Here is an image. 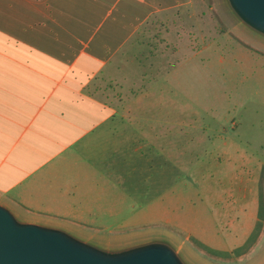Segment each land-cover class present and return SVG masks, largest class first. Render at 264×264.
I'll list each match as a JSON object with an SVG mask.
<instances>
[{"label": "rangeland", "instance_id": "obj_1", "mask_svg": "<svg viewBox=\"0 0 264 264\" xmlns=\"http://www.w3.org/2000/svg\"><path fill=\"white\" fill-rule=\"evenodd\" d=\"M125 57L134 80L99 87L130 122L125 150L110 142L108 187L70 230L112 247L165 238L191 264H264V38L226 0H192L148 20Z\"/></svg>", "mask_w": 264, "mask_h": 264}, {"label": "crops", "instance_id": "obj_2", "mask_svg": "<svg viewBox=\"0 0 264 264\" xmlns=\"http://www.w3.org/2000/svg\"><path fill=\"white\" fill-rule=\"evenodd\" d=\"M191 1L0 0L1 202L76 228L108 187L110 142L123 154L130 126L99 87L134 80L125 56L140 28Z\"/></svg>", "mask_w": 264, "mask_h": 264}, {"label": "water", "instance_id": "obj_3", "mask_svg": "<svg viewBox=\"0 0 264 264\" xmlns=\"http://www.w3.org/2000/svg\"><path fill=\"white\" fill-rule=\"evenodd\" d=\"M234 16L264 38V0H226ZM0 264H191L165 238L112 247L70 229L19 216L0 201Z\"/></svg>", "mask_w": 264, "mask_h": 264}]
</instances>
